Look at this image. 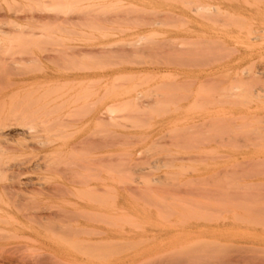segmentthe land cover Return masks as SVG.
Masks as SVG:
<instances>
[{"label":"rangeland","instance_id":"1","mask_svg":"<svg viewBox=\"0 0 264 264\" xmlns=\"http://www.w3.org/2000/svg\"><path fill=\"white\" fill-rule=\"evenodd\" d=\"M181 1L0 0V118L27 123L0 141V184L17 185L0 191V264L264 263V0ZM87 185L109 194L86 202Z\"/></svg>","mask_w":264,"mask_h":264},{"label":"bare ground","instance_id":"2","mask_svg":"<svg viewBox=\"0 0 264 264\" xmlns=\"http://www.w3.org/2000/svg\"><path fill=\"white\" fill-rule=\"evenodd\" d=\"M164 1H165V0H164ZM174 1H175V0H174ZM177 1H179V0H177ZM180 1H181V0H180ZM183 1H185V0H183ZM183 1L179 2L180 4H182V6H183ZM186 1H187V4H188V0H186ZM243 1H244V0H243ZM254 1H255V0H254ZM256 1H257V0H256ZM256 1H255V2H256ZM229 2H230V0H229ZM246 2H247V1H245L244 4H245ZM257 3H258V4L260 3L259 0L257 1ZM193 4H195V3H193ZM247 4L250 5V4H254V3H249V2H248V3H246V5H247ZM195 6L199 7V5H195ZM201 6H202V5H201ZM201 6H200V9H201L202 7H206V6H204V5H203L202 7H201ZM250 6H251V5H250ZM197 7H195V8H197ZM184 8H185V5H184ZM216 8H218L217 5H216ZM196 10H198V9H196ZM202 10H203V8H202ZM218 10H219V8H218ZM220 11H221V10H220ZM222 11H224V10L222 9ZM225 11H226V10H225ZM225 11H224V13H223L222 15H225V17H227V16H226L227 14H228V16H231V14H232L231 12H230V15H229V13H228L227 11H226V12H225ZM220 14H221V13H220ZM212 15H213V14H212ZM214 15H215V14H214ZM12 16H14V15H13V14H9V17H12ZM179 16H180V15H179ZM208 16H210V15H208ZM232 16H234V15L232 14ZM175 17H178V16H175ZM223 17H224V16H223ZM223 17H222V18H223ZM225 17H224V18H225ZM237 17H238V15H237L234 19H236ZM7 18H8V17H7ZM180 18H182V16H181ZM183 18H184V17H183ZM213 18H214L213 21H215V19H217V18L211 16V19H213ZM222 18H221V19H222ZM238 18H239L238 20L242 19V22H243V19H244V21L246 20V19H245L244 17H242V16H241V17L239 16ZM184 19H185V18H184ZM230 20H231V19H230ZM232 20H233V19H232ZM179 21L181 22L182 19L179 20ZM183 21H184V20H183ZM205 21H206V19H205ZM220 21H221V20H220ZM224 21H225V19L223 20V22H224ZM221 22H222V21H221ZM233 22H234V21H232V24L230 23L233 27H236V26L239 25L238 27H236L237 29L240 30V29H243V28H244V24H245V23H244V22H243V23H240L241 20L238 21V23L235 21L237 24H236L235 22H234V23H233ZM210 23H211V22H210ZM213 23L216 24L217 22H212V24H213ZM226 23H227V21H226ZM224 24H225V22H224ZM228 24H229V23H228ZM241 24H243V26H242ZM248 24H250V23H247V27L245 28V31L248 30V27L252 25V23H251L250 25H248ZM226 25H227V24H226ZM240 25H241V26H240ZM245 25H246V24H245ZM227 26L229 27V25H227ZM227 26H226V27H227ZM239 27H240V28H239ZM241 27H243V28H241ZM250 29H251V28H250ZM9 31H10V30H9ZM246 33H247V31H246ZM9 47H10V49H11V48H12V45H11V46L9 45ZM98 49H101V48H98ZM98 49H97V51H99ZM87 50H88V49H87ZM101 50H103V49H101ZM101 50H100V51H101ZM106 50H107V49H106ZM89 51H90V49H89L87 52H89ZM97 51H96V49H95V54H96ZM90 52H91V51H90ZM92 52H93V51H92ZM104 52H105V51H104ZM93 53H94V52H93ZM97 53H98V52H97ZM100 53H101V52H100ZM13 62H14V61L12 60V56H10V57L7 59L6 66H7L8 68H10ZM13 65H14V63H13ZM9 78H10V77H9ZM13 84H14L13 81H12V82L9 81V82L7 83V85H6L7 87H5V88L7 89V93H8V94H7V96H6L5 98H3V99H7V101H9V102H12V101H13V100H12L13 95H14V94L12 93V90H13ZM239 86H240V85H238V87H239ZM240 88H241V87H240ZM240 88L234 87L235 90L232 89V88H231V90H232L233 92H235V95L237 94V96H239V100H241V99L244 100V97H245V96H243L244 94H242V93H244V91L241 90V89H243V87H242L241 89H240ZM236 89H237V90H236ZM239 89H240L242 92H241ZM243 90H244V89H243ZM245 90H246V89H245ZM0 91H1V90H0ZM236 91H237L239 94H238ZM4 93H5V92H4ZM241 94H242V95H241ZM4 96H5V94H4ZM241 96H242L243 98H242ZM0 99H1V97H0ZM3 99L0 100V101H1V102H4ZM242 100H241V101H237V102H243ZM5 101H6V100H5ZM244 102H246V101L244 100ZM32 103H36V102H31V104H32ZM43 103H44V102H43ZM47 103L49 104V102H46L45 104L48 105ZM53 103H54V102H53ZM57 103H58V105L60 104V105L58 106V111H59V107H60V106H62V105H63V106L66 105L65 107L68 106V105H67V102H66V103H63V102H57ZM62 103H63V104H62ZM86 103H87V102H85V104H84V102H83L84 105H87V107L85 106L87 109H90L91 107L94 108V104H95V102H92V104H91L90 102H88L87 104H86ZM26 104H28V103H26ZM36 104H37V103H36ZM69 104H75V102H72V103L69 102ZM83 104L81 103V105H83ZM260 104H261V103H260ZM32 105H33V104H32ZM78 105L80 106V104H78ZM78 105H77V106H78ZM89 105H90V106H89ZM111 105H112V104H110V105L107 104L106 107H107V108L110 107V109H111ZM262 105H264V104H262ZM40 106H42L41 102H40ZM40 106L37 105L36 107H34V109L36 108V109L38 110V109L40 108ZM51 106H52V108L54 109V106H53L52 104H51ZM79 106H78V107L73 106V107H71V108H69V109L72 110L73 108H75V110L73 109L74 111H73V110H72V111H73L74 113H76L75 111H77L78 108L80 109ZM108 106H109V107H108ZM11 107H13V106H11ZM38 107H39V108H38ZM43 107H44V106H43ZM43 107H41V108H42V111H44V112H42V114L44 113L43 117L46 118V117H47L46 115L49 116V115H51V114H49V113L47 114V112L45 111V109H43ZM47 107H48V106H47ZM27 108H28V106H27ZM62 108H63V107H62ZM83 108H84V107H82L80 110H82ZM86 108H85V109H86ZM2 109H3V107H2ZM2 109H0V113L2 112ZM29 109H30V108H29ZM36 109H35V110H36ZM47 109H48V108H47ZM50 109H51V108H50ZM50 109H49V110H50ZM104 109H105V108H104ZM104 109H102L101 111H102V112H106V111H107V115H106V113H105V114L103 113L104 116H102L103 118L100 117V120H101V118H102V121H103V119H105V118L107 117L108 120H107V119H105V120L109 121V119H110V122H111V120L113 119L112 114H111L112 111H111L110 109H109V110L105 109V111H103ZM8 110H9V109H8ZM8 110H6V111H8ZM35 110H32V109H31V110H28V111H29V112L31 111V113L34 114V112L36 113ZM39 110H40V109H39ZM62 110H63V109H62ZM62 110H61V108H60V111H62ZM80 110H79V111H80ZM83 110H84V109H83ZM11 111H13L12 114H11ZM14 111H16V112L18 113L17 110L11 109V110H9V112H6L7 115H5V111H4V112H3V115H4V116H3L2 118H0V141H2L3 139H6V138H7L6 135H8V134L5 132L6 130H8V129H12V128H14V127L21 128L22 125L27 124V123H24L23 121H22L23 123L19 122L20 119H18V118H20L21 115H20V114L15 115L14 113H16V112H14ZM53 111L56 112L55 110H53ZM72 111L70 112V110H67V111H65V114L68 113V112H70L68 115H70V116L73 115V116H74V115H78V114L83 113L82 111H80L81 113H80L79 111H77V112H78L77 114H72V115H71V113H73ZM50 113H52V111H50ZM56 114H57V113H56ZM60 115H62V113H60ZM66 115H67V114H66ZM84 115H85V114H84ZM86 115H87V114H86ZM101 115H102V113H101ZM105 115H106V117H105ZM1 116H2V115H1ZM24 116L26 117L25 114H24ZM34 116H35V117H34V120L36 119V121H39V123H40V122L43 123V122L45 121V118H44V121H42V120H43L42 117H41L42 119L40 118L41 121L38 120L39 115H34ZM37 116H38V117H37ZM56 116L59 117V115H56ZM56 116H54V118H55ZM49 117L51 118V116H49ZM61 117H62V116H61ZM61 117H60V118H61ZM108 117H109V118H108ZM111 117H112V118H111ZM66 118H67V117H66ZM68 118L70 119V117H68ZM68 118H67V119H68ZM47 119H48V117L46 118V121H47ZM61 119H62V118H61ZM18 120H19V121H18ZM62 120H64V118H63ZM71 120H72V119H71ZM75 120H76V119H75ZM77 120H78V118H77ZM77 120H76V121H77ZM79 120H80V119H79ZM96 120H97V121H96ZM100 120H99V119H95V117H94L95 124H98V123H96V122H98V121H100ZM48 121H49V122H48ZM48 121H47V122H48V125H50V122H51L52 120L49 119ZM58 121H59V120H58ZM58 121L56 122V120H55V121L53 120L54 125H55V122L58 123ZM66 121H70V120H66ZM66 121L64 120V123H65L66 125H64V123H60V125L62 126V124H63V126H67V127H69L68 125H71V124H69V123L67 124ZM76 121H75V122H76ZM107 121H105V122L103 121V122L106 123ZM29 122H30V121H29ZM47 122H46V123H47ZM53 122H52V123H53ZM59 122H60V121H59ZM70 122H72V121H70ZM87 122H88V121H87ZM110 122H109V124H110ZM101 123H102V122H101ZM85 124H86V122H84V125H85ZM109 124L107 123V125H109ZM51 125H53V124H51ZM57 125H58V124H57ZM60 125H59V126H60ZM74 125L76 126V124H74ZM84 125H83V126H84ZM103 125H104V124H103ZM107 125H106V126H107ZM83 126H82V127H83ZM52 127H53V126H52ZM55 127H56V126H55ZM80 127H81V126H80ZM92 128H95V126H93ZM76 129H78V128H76ZM80 129H81V128H80ZM90 130H91V129H90ZM75 131H78V130H75ZM50 139H51V138H50ZM57 140H58V139H57ZM51 141L55 142V140H52V139H51ZM262 141H263V140H262ZM262 141H261V142H262ZM56 142H57V141H56ZM80 142H81L80 145H82L83 143H86V142H88V141H86V142H85V141H84V142L80 141ZM80 142H79V143H80ZM79 143H77L78 146H79ZM62 144H63V143H62ZM89 144H90V143H88V145H89ZM262 144H263V143H262ZM262 144H259V145L262 146ZM74 145H76V143L73 144V147H75V148H73V147H72V148H73L74 150H75V149L77 150L76 146H74ZM85 145H87V143H86ZM259 145H258V146H259ZM65 146H66V145H65ZM69 146H70V145H68V148H70V150H69L68 153H71V154L73 153V154H75V152H73L74 150L71 149V147H69ZM71 146H72V145H71ZM52 147H53V146H52ZM61 147H63V146H61ZM66 149H67V148H66ZM0 150H1V149H0ZM2 150H3V149H2ZM2 150H1V151H2ZM51 150H52V149H51ZM4 151H6V149H5ZM58 151H59V152H58ZM79 151H80V150H79ZM56 152H58V155H60L59 153H61L60 150L55 151V154H54V156H52V158H54V157L56 156ZM49 153H50V152H49ZM63 153H65V150H64ZM77 153H79V152L77 151ZM90 155H91V154H90ZM74 156H77V155H74ZM60 157H62V155H60ZM63 157H64V155H63ZM56 158H57V157L54 158L55 160H54V159H51V158H50V159L53 160V161L58 162V163H59V166H58L55 162L52 163V164H53V165H56V166H55L56 168H57V166H58V167H61V169H62L64 166H60L61 162H59V161H60L61 159L59 160V159L57 158V159H58V160H57ZM82 158H83V157H82ZM82 158H81V159H82ZM86 158H87V157H86ZM186 158H187V159H186ZM186 158H185L184 160H188V157H186ZM45 159H46V158H45ZM83 159H84V158H83ZM88 159H89V158H87V162L89 161ZM102 159H104V158H102ZM106 159H107V157H106ZM182 159H183V158H182ZM182 159H181V160H182ZM46 160H47V159H46ZM51 160H50V161H51ZM73 160H75V159H73ZM78 160H79V159H78ZM53 161H52V162H53ZM61 161H62V160H61ZM79 161H81V160H79ZM101 161H102V160L99 159V163H100ZM255 161H257V160H255ZM47 162H48V163H47ZM47 162L45 161V163L48 165L50 162H49V160H48ZM72 162H73V161H72ZM75 162H76V160H75ZM83 162H85V163L83 164ZM87 162H86V159H85V161H82V166H83V165L85 166V164H86ZM89 162H90V163H91V162L94 163V160H93V161L91 160V161H89ZM96 162L98 163L97 160H96ZM96 162H95V163H96ZM37 163H38V162H37ZM41 163H42V162H41ZM90 163H89L90 166H92V165L95 164V163H94V164L91 163V164H92V165H91ZM103 163H105V162H103ZM43 164H44V163H43ZM43 164H42V165H43ZM46 164H44L46 168H45L44 166L42 167L43 171H45V170H46V171H47V170L49 171L48 167H50V164H49V166H46ZM74 164H76V163H74ZM53 165H52V166H53ZM77 165H78V164H77ZM98 165H99V164H98ZM14 166L16 167L17 165H16V164H10V165H8V164H4V165L2 166V169H3V171H4V170H6V171H8V170H9V171H10V170L12 171V170H13V171H14V169H15ZM75 166H76V165H73V168H74ZM86 166H88V164H87ZM86 166H85V167H86ZM90 166H89V168H90ZM96 166H97V164H96ZM96 166H94V167H96ZM65 167H66V166H65ZM76 167L79 168L78 166H76ZM92 167H93V166H92ZM94 167H93V169H94ZM107 167H108V166H107ZM26 168H28V166H26ZM31 168H34V167H31ZM35 168H36V166H35ZM44 168H45V169H44ZM56 168H55V169H56ZM89 168H88V169H89ZM97 168L99 169V167H97ZM24 169H25V167H24ZM51 169H52V168H51ZM58 169H59V168H58ZM64 169H65V168H64ZM66 169H67V168H66ZM68 169H69L68 171H71V172H72V175H71V172H70V173L68 172V173H69V176L73 177V176H74V172H76V171H74V170L71 169L70 167H68ZM80 169H81V170H84V172H81V175H83L82 173L87 172L85 169H82V167H81ZM86 169H87V168H86ZM88 169H87V170H88ZM91 169H92V168H91ZM100 169H101V168H100ZM100 169H99V170H100ZM104 169H105V167H104ZM0 170H1V168H0ZM18 170H19V169H18ZM29 170H30V167H29ZM52 170H53V169H52ZM62 170H63V169H62ZM72 170H73L74 172H73ZM75 170H77V169H75ZM96 170H97V169L95 168V171H96ZM30 171H31V170H30ZM46 171H45V172H46ZM48 171H47V172H48ZM56 171H57V173H59L58 170H56ZM59 171H60V170H59ZM64 171H65V170H64ZM78 171H79V170H78ZM91 171H92V170H91ZM95 171L93 170V173H97V175H96V174L93 175V173H92V175L95 176V178L97 177L96 179H98V177H99V176H98V175H99L98 173H100V171H98V170H97L98 172H95ZM101 171H105V170H102V169H101ZM106 171H107V170H106ZM89 172H90V171L88 170V174H87V173L85 174V175H88V176H89V177L87 176V178L90 179V180H95V178L90 174L91 172H90V173H89ZM48 173H49V172H48ZM50 173H52L51 170H50ZM23 174H24V172H23ZM63 174H64V173H63ZM77 174H78V178H80V177H79L80 171H79V173L77 172ZM105 174H106V173H105ZM55 175H56V174H55ZM75 175H76V174H75ZM48 176H49V175H48ZM50 176H51V175H50ZM50 176H49V177H50ZM56 176H58V175H56ZM76 176H77V175H76ZM62 177H63V176H62ZM52 178H53V176H52ZM83 178H84V176H83ZM65 179H66V178H65ZM84 179H85V178H84ZM103 179H104V178H103ZM79 180H80V179H79ZM81 180H82V179H81ZM90 180H89V181H90ZM98 180H99V179H98ZM18 181H19V180H18ZM89 181H88V182H89ZM67 182H68V180H67ZM71 182H72V180H71ZM83 182H84V181H83ZM16 183H17L18 185H27V184H29L28 181H23V182L19 181V182H16ZM38 183H39V181H38ZM78 183H81V182L79 181ZM85 183H86V181H85ZM42 184H43V183H42ZM33 185H34V184H33ZM52 185H53V184H52ZM31 186H32V185H31ZM50 186H51V185H50ZM54 186H55V185H54ZM54 186H53V188H54ZM84 186H86V184H85ZM84 186H83V187H84ZM87 186L89 187V189L93 188L92 190H93V192H95V193L91 192L92 195L90 194V195H91L90 197H88V196L86 197V194H88L89 192L87 191V189H85L87 193L84 191L85 195H82L81 197L85 196L84 198L86 199V202H87V200H89V201H91V202L97 201V199H96V200H95V199L91 200V198L96 197L95 195H96L97 193H98V194H97V195H98L97 197L100 198V197L102 196L101 193L104 192V194H106V193H108V191H109V189L105 187L106 185L104 186V188H101V187H100V188L102 189L103 192H102L98 187L96 188L94 185H93V186H91V185H90V186L87 185ZM16 187H17L16 184H10V185L0 184V191L3 190V191H2V194H3L4 190H5V191H8V190H6V189L16 188ZM48 187H49V186H48ZM63 187H64V186H63ZM71 187H73V186L71 185ZM94 187H95L96 189H94ZM107 187H108V186H107ZM49 188H51V187H49ZM55 188H56V186H55ZM57 188H58V187H57ZM76 188H77V187H75V190H78V191L80 190L79 188H77V189H76ZM81 188H82V187H81ZM105 188H106L107 191L103 190V189H105ZM51 189H52V188H51ZM60 189H61V187H60ZM97 189H98V190H97ZM47 190H50V189H47ZM52 190L54 191V189H52ZM52 190H51V191H52ZM56 190H58V189H55L54 192H53V191H52V192L47 191V192H49L50 195H51V194L55 193ZM62 190H63V188H62ZM69 190H70V189H69ZM69 190H66V189L64 188V191H65L64 193H68V192H69V193H71L70 195L73 196V195H74V193H72L73 191H71V190L69 191ZM75 190H74V191H75ZM99 190H100V193H99ZM42 191H43V190H42ZM66 191H68V192H66ZM47 192H46V193H47ZM62 192H63V191H62ZM75 192H76V191H75ZM80 192H81V191H80ZM4 193H5V192H4ZM44 193H45V192H44ZM58 193H59V192H58ZM58 193H57V196H59V195L61 196V193H60L59 195H58ZM64 193H63V194H64ZM69 193H68V194H69ZM93 194H95V195H93ZM104 194H103V196H104ZM108 194H109V193H108ZM47 195H49V194H47ZM50 195H49V196H50ZM53 195H54V194H53ZM55 195H56V194H55ZM55 195H54V196H55ZM99 195H101V196H99ZM51 196H52V195H51ZM66 196H67V195H66ZM75 196L77 197V199L80 198V197H78L79 195H77V192H76V195H74V197H75ZM92 196H94V197H92ZM103 196H102V197H103ZM106 196H107V195H106ZM0 197H1V196H0ZM76 197H75V198H76ZM89 198H90V199H89ZM103 198L105 199V196H104ZM106 198H107V197H106ZM80 199L82 200V198H80ZM101 199H102V198H101ZM104 199H102L103 201H102V200H101V201L104 202L103 204L105 205V204H107L108 201H104ZM108 199H109V198H108ZM98 200H99V199H98ZM82 201H83V200H82ZM89 201H88V202H89ZM66 202H67V201H66ZM70 202H71V201H70ZM70 202H69V203H70ZM97 202H98V201H97ZM110 202H111V201H109L108 203H109V205L111 206L112 204H110ZM67 203H68V202H67ZM72 203H73V202H72ZM94 203H96V202H94ZM65 204H66V203H65ZM73 204H74V203H73ZM73 204H71V205H73ZM76 204H77V203H76ZM99 204H100V203H99ZM69 205H70V204H69ZM107 205H108V204H107ZM109 205H108V206H109ZM78 206H79V205H78ZM80 206H83V205H80ZM54 207H55V206H54ZM111 207H112V206H111ZM58 208H59V207H58ZM1 210H2L4 213H6V210H5V209H0V212H1ZM41 210H43V209H40V210L35 211V212L31 215V217H32V216H33L32 218L37 217V218H39V219H36V218H35V220H37V221H39V220L42 221V219L40 218V217H42V215L39 214V212H40ZM44 210H45V209H44ZM44 210L41 211V212L44 213ZM48 210H49V209H48ZM48 210H47V211H48ZM60 210H61V209H60ZM63 210H64V209H63ZM76 210H77V211H76ZM76 210L73 209L74 212H78V210H81V212H82V211H85V210H83L82 208H81V209H76ZM122 210L124 211V209H121V211H122ZM45 211H46V210H45ZM68 211H69V210H68ZM70 211H71V210H70ZM73 211H72V213H74ZM88 211L92 212V213H93V216H92V214H90V215H91V217H90V215L88 214V216L90 217V218H88L87 215H86L85 217L87 218V220L90 219L91 221H94V217H96L97 214H98V215H99V214H100V215H104V218H107V217H108V216H106V213L104 214L103 212L100 213V212H98V211H93V210H88ZM112 211H113V210H112ZM90 212H88V213H90ZM94 212H95V213H94ZM54 213H55V212H54ZM57 213H58V211H57ZM78 213H80V212H78ZM96 213H97V214H96ZM44 214H45V213H44ZM48 214H49V213H48ZM48 214H47L46 216H48ZM60 214H61V212H60ZM81 214H83V213H81ZM6 215H7V213H6ZM27 215H28V214H27ZM72 215H73V214H72ZM74 215H75V214H74ZM74 215H73V217H74ZM108 215L110 216V218H112V216H111L110 214H108ZM28 216H30V214H29ZM34 216H35V217H34ZM46 216L43 215L42 218L47 220L48 218H47ZM105 216H106V217H105ZM121 216H122V215H121ZM127 216H128V215H125V217H124V219H126V221H127V222H126V221L124 220L125 223H126V224H132L131 222H132L133 220H132V221H129V220H130V218H131V219H134V217L132 218V215H129V217H130V216H131V217L128 218ZM4 217H5V216H4ZM4 217L1 218L2 220L0 219V221H1V222L3 221V223L6 224L7 221H6V218L4 219ZM24 217H27V216L24 215ZM44 217H46V218H44ZM61 217H62V216H61ZM64 217H66V216L64 215ZM73 217H72V218H73ZM78 217H79V216H78ZM81 217H82V216H81ZM81 217H80V218H81ZM83 217H84V216H83ZM98 217H99V216H98ZM101 217H102V216H101ZM122 217H123V216H122ZM126 217H127V218H126ZM7 218H8V217H7ZM58 218H59V217H58ZM68 218H69V217H66V219H68ZM91 218H93V219H91ZM135 218H136V217H135ZM9 219H10V217H9ZM66 219H65V220H66ZM82 219H83V218H82ZM100 219H101V218H100ZM29 220H30V219H29ZM49 220H50V219H49ZM51 220H52V219H51ZM90 220H89V221H90ZM97 220H98V219H97ZM105 220H106V219H105ZM5 221H6V223H5ZM37 221H36V222H37ZM40 221L37 222V223H40ZM67 221H68V220H67ZM99 221H100V220H99ZM102 221H104V220L102 219L101 222H102ZM71 222H72V221H71ZM94 222H95V221H94ZM133 222H134V221H133ZM3 223H2V224H3ZM102 223H103V222H102ZM135 223H138V221H135ZM135 223H134V224H135ZM7 224H8V223H7ZM138 225H139V227H140L141 223L138 224ZM142 225H143V224H142ZM89 228H90V227H89ZM34 262H37V261H34ZM41 262H42V261H41ZM45 262H46V261H45ZM47 262H48V261H47ZM47 262H46V264H47ZM49 262H50V261H49ZM38 263L40 264V262H38ZM43 263H44V262H43ZM43 263H42V264H43ZM18 264H37V263H27V262H23V263H18ZM50 264H51V263H50ZM235 264H237V263H235ZM254 264H264V263H254Z\"/></svg>","mask_w":264,"mask_h":264}]
</instances>
